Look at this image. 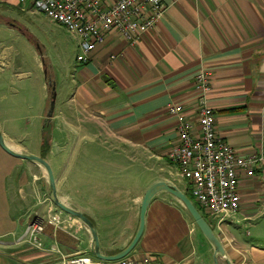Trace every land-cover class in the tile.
I'll return each instance as SVG.
<instances>
[{"label": "crops", "instance_id": "crops-1", "mask_svg": "<svg viewBox=\"0 0 264 264\" xmlns=\"http://www.w3.org/2000/svg\"><path fill=\"white\" fill-rule=\"evenodd\" d=\"M115 1L101 3L108 7ZM163 3L164 14L136 44L111 32L85 64L76 61L77 39L67 33L76 55L72 63H64L61 78L54 74L46 50L53 74L48 78L59 96L55 109L63 107L66 114L60 132L51 129V140L60 133L72 137L68 127L79 116L73 150H80L79 178L64 185L77 189L78 205L71 203L67 191L64 197L59 190L57 194L95 225L102 254L123 250L136 231L141 200L151 184L166 181L187 192L178 168L167 160L177 142V121L169 108L180 105L184 117L196 121L200 94L194 77L205 71V98L215 115L217 135L238 154L262 158L254 176L238 171L240 211L213 231L230 264H264V0ZM34 13L36 24L41 15L33 10L32 0H0V26L3 18L11 19L12 33L19 30L27 36L17 14ZM38 40L35 36V44ZM7 42L0 34V130L14 151L39 156L20 138L24 119L18 111L24 106L18 105V96L6 102L9 82L29 85L14 72L21 61ZM41 144L40 133L38 150ZM35 167L43 171L0 148V264H61L62 254L92 256L90 234L79 221L70 222V230L45 232L42 249L23 240L29 220L48 209L39 196ZM209 254L212 262L213 250L184 206L160 193L149 204L142 235L128 256L154 264H205ZM219 263L226 264L224 259Z\"/></svg>", "mask_w": 264, "mask_h": 264}, {"label": "built area", "instance_id": "built-area-1", "mask_svg": "<svg viewBox=\"0 0 264 264\" xmlns=\"http://www.w3.org/2000/svg\"><path fill=\"white\" fill-rule=\"evenodd\" d=\"M32 8L63 28L77 39L76 61L85 64L90 55L104 42L105 35L115 32L134 45L142 35L154 28L164 14L163 0H116L105 7L101 0H32ZM209 75L205 71L194 77L199 91L196 121L183 115L180 105L169 112L177 121V142L167 160L178 168L187 192L206 217L211 228L220 227L240 211L238 171L252 177L261 157L243 156L229 146L215 131V115L207 104ZM49 223L32 222L24 237L36 249H42L40 239ZM213 229V228H212ZM61 264H102L93 256H61ZM112 264H154L151 260H136L129 256Z\"/></svg>", "mask_w": 264, "mask_h": 264}, {"label": "rangeland", "instance_id": "rangeland-1", "mask_svg": "<svg viewBox=\"0 0 264 264\" xmlns=\"http://www.w3.org/2000/svg\"><path fill=\"white\" fill-rule=\"evenodd\" d=\"M40 15L41 16L37 17V22L35 24V13L30 15L17 14L18 22L22 20V24L25 25L27 36L25 35L26 32H20L18 28V31H13L12 33L9 28L10 23H12L10 21L11 19L3 18L1 20L0 34L2 37H6V40L8 41L7 46L11 48L10 51L16 57V60L21 61L20 67H14V72L26 78L22 83L29 84L25 87H20V84H11L9 82L8 86L4 90V93H6L7 103H9V100L12 99V97L14 100V98L18 96V105L22 104L24 106L21 111H18V115L24 119L23 136H20V138L22 137V143L35 153H38L39 151V156L41 155L40 157H43L49 163L53 171L59 194L64 197V190L65 192L67 191L66 194L71 195V198L73 199L71 200V203H76L75 205H78L79 192L76 191L77 189L70 190L67 187L65 188L64 185L65 183L68 184L71 180L72 184H74L79 178V170L76 165H78L80 161V150L77 148L76 151L78 153H73V150L78 142V139L76 138L77 134L74 131H76L75 127L78 126L79 116H74L71 122L72 126L68 127L73 130L68 133V135L72 134V137L68 138L60 133L56 135V139H52L50 142L48 141L45 148L38 150L39 135L46 117L48 99L50 96L49 89L47 87V78H53V74H51L52 72L49 68L50 60L54 74L58 78H61L62 73L64 72V63L66 62L67 65L72 63L76 55L75 49H72L73 43L70 35L67 34L64 29L55 27L56 25L44 17L41 13ZM37 23L40 28L37 27ZM44 25L46 27H44ZM35 36L40 37L41 42L39 40L37 42L39 45L35 44ZM38 48L41 51L42 57L38 54ZM46 50L50 55V60L46 54ZM61 63L63 66H61ZM55 92L56 106V103L57 105L59 104V96H57V91ZM27 103L30 105L26 106ZM53 115L55 117L54 123L53 121L51 122L52 125L49 126L48 130L51 131L52 129L53 131V129H55L59 131L63 128V118L66 116L63 107L55 109ZM45 136L48 137V131L45 132ZM95 159L96 158H93L92 160L89 159V162H94L96 161ZM142 162L149 165V163L144 160ZM35 171H38V174L35 173V181L39 182L41 186L39 189V196L42 198L40 199L46 202L45 204L48 209L45 211V214H36V218L30 219L27 226L32 222L43 221L45 223H49L45 232L51 229L53 231L72 229L73 226L70 222L75 223L78 220L62 212L52 204L49 199L47 179L44 171H41L37 167H35ZM61 200L64 201L63 199ZM213 229H215L214 226ZM23 240L27 243L29 242L28 237H24ZM206 259L207 261L205 264H212L211 254H209Z\"/></svg>", "mask_w": 264, "mask_h": 264}, {"label": "water", "instance_id": "water-1", "mask_svg": "<svg viewBox=\"0 0 264 264\" xmlns=\"http://www.w3.org/2000/svg\"><path fill=\"white\" fill-rule=\"evenodd\" d=\"M39 56L42 57L41 52H39ZM47 87L49 89V99H48V106L46 110V117L43 122L42 130L45 126H48L51 123V120L53 118L54 110H55V99H56V87L55 82L53 80H50L48 78L47 81ZM0 148L5 151L8 155L21 159L26 160L29 162H32L36 165H38L45 173L46 179H47V185H48V193H49V199L52 202L53 205H55L59 210L62 212L72 216L76 220H78L81 224L85 226V228L88 230L90 237H91V254L94 258L101 261L106 262H113L120 260L124 257H127L128 254L131 252V250L134 248L136 243L138 242L139 238L142 235L143 228H144V218H145V212L153 200V198L160 194V193H167L176 198L186 209L188 214L190 215L192 221L204 237V239L208 242V244L211 246L213 250L212 254V262L213 264H220L219 259H224L226 264H230V262L227 260L224 248L215 235L213 229L208 224V222L205 220V218L201 215V213L198 211V209L195 207L193 202L186 196L185 193L177 189L173 184L166 181H158L153 184H151L144 192L140 208H139V218H138V225L136 228V231L130 240L129 244L120 252L113 254V255H104L100 251L99 246V240L97 235V230L95 225L80 211L72 208L69 206L66 202L62 201L61 198H59L57 194L56 189V182L53 175V171L49 165V163L33 154L29 153H21L14 151L12 148H10L7 143L5 142L1 130H0Z\"/></svg>", "mask_w": 264, "mask_h": 264}, {"label": "trees", "instance_id": "trees-1", "mask_svg": "<svg viewBox=\"0 0 264 264\" xmlns=\"http://www.w3.org/2000/svg\"><path fill=\"white\" fill-rule=\"evenodd\" d=\"M37 50H38V52H41L39 48H38ZM49 126H50V124H49L48 126H45V127L43 128V130H41V142H42V144H41V149H42V148H45L46 145H47V142H48V141L50 142V140H51V137H50L51 132L48 130ZM46 131H48V137L45 136V132H46ZM41 158H43V157H41ZM43 159H44V158H43ZM185 194H186V196H187V197L193 202V204H194L195 207L198 209V211L201 213V210H200V209L198 208V206L194 203V201H193L191 195H190L188 192H186ZM201 215H202V216L205 218V220H206V217H205L202 213H201ZM206 221H207V220H206ZM207 222H208V221H207Z\"/></svg>", "mask_w": 264, "mask_h": 264}, {"label": "flooded vegetation", "instance_id": "flooded-vegetation-1", "mask_svg": "<svg viewBox=\"0 0 264 264\" xmlns=\"http://www.w3.org/2000/svg\"><path fill=\"white\" fill-rule=\"evenodd\" d=\"M47 80H48V78H47Z\"/></svg>", "mask_w": 264, "mask_h": 264}]
</instances>
